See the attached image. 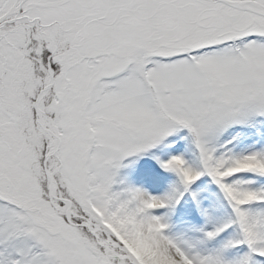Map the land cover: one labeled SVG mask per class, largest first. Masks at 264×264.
Segmentation results:
<instances>
[{"label":"snow or ice","instance_id":"obj_1","mask_svg":"<svg viewBox=\"0 0 264 264\" xmlns=\"http://www.w3.org/2000/svg\"><path fill=\"white\" fill-rule=\"evenodd\" d=\"M0 264H264V0H0Z\"/></svg>","mask_w":264,"mask_h":264}]
</instances>
